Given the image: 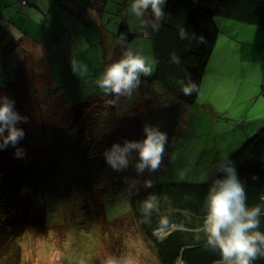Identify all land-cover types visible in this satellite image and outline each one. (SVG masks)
<instances>
[{"label":"rangeland","instance_id":"obj_1","mask_svg":"<svg viewBox=\"0 0 264 264\" xmlns=\"http://www.w3.org/2000/svg\"><path fill=\"white\" fill-rule=\"evenodd\" d=\"M133 3L105 0L99 27L93 24L76 30L77 24H70L71 28L64 30L54 26L62 42H54L52 48V42L45 41L46 58L43 48H31L27 43L14 47L22 36L15 44L1 43L0 106L7 101L20 117L15 124L24 133V143L18 151L28 163L34 162L13 163L23 196L32 203L33 214L41 211L38 216L43 221L17 215L14 225L6 228L11 232L0 229L1 236L7 235L0 240V264H161L146 238L128 221L135 196L149 188L148 182L152 187L214 181L223 174L221 166L233 153L264 127L255 128L264 122V110L261 102H252L262 93L263 73L261 67L245 66L250 55H245L244 39L233 37L237 46L230 52L239 54L242 66L222 71L213 63L197 99L188 102L181 95L182 89L170 91L152 80L157 64L150 36L139 35L128 43L118 41L121 26L131 32L141 26L143 15L137 17L131 11ZM83 11L73 10L80 16ZM90 28L92 33H87ZM39 38L37 34L35 39ZM128 50L155 61L153 73L141 74L139 85L130 94L116 96V114L110 116L112 121L106 118L103 125L91 130L90 145L72 149L69 137L63 136H69L80 123H74L77 120L68 114L83 101H103L109 96L97 80ZM21 59L26 60V67L20 66ZM146 127L166 135L160 167L138 171L139 150L130 149L127 166L114 169L105 154L115 144L142 143ZM101 147L100 160H96L90 150L98 152ZM91 156L94 161H90ZM4 196L1 199L5 200ZM7 216L0 207V222ZM11 256L14 261L9 263Z\"/></svg>","mask_w":264,"mask_h":264},{"label":"trees","instance_id":"obj_2","mask_svg":"<svg viewBox=\"0 0 264 264\" xmlns=\"http://www.w3.org/2000/svg\"><path fill=\"white\" fill-rule=\"evenodd\" d=\"M212 3L213 5L209 0H164L161 5L163 12L161 19H156L149 6L143 12V20L137 31L131 32L128 27L121 26L116 36L120 43H128L139 35L150 36L153 40L157 64L152 80L170 91L195 84L196 89L191 95H185L183 92L181 94L188 102L195 101L200 93L207 65L220 35L216 18L264 25V0H215ZM25 4L27 6V3ZM92 25L93 23L89 22L85 27ZM154 25H158V28ZM49 27L47 26V29ZM94 27L99 26L94 24ZM92 30L90 28L91 33ZM102 36L105 41L104 30ZM16 46L17 44L14 47ZM177 60L179 63L176 62ZM115 98L116 95L110 93L103 101L88 99L71 109L68 117L77 120L74 123L79 122L80 126L72 128L69 136L63 137H69V142L73 144L72 149L86 148L87 143L91 144L93 134L91 130L98 124L103 125L102 122L106 118L112 121L110 116L117 111ZM110 101L112 103H108ZM15 127L17 128L16 124ZM7 135L8 133L0 135V144ZM80 138H89V140L83 142ZM62 140L61 137L59 141ZM22 143H24L23 136L18 138L15 145L9 143L0 148V207L9 217L0 222L3 233L11 232L12 229L6 230V228L14 225L17 215L25 220L43 221L41 216H38L40 210L37 209L35 214L32 213V203L23 196V188L21 189L20 179L16 175V165L13 162L34 163L31 160L28 163L26 157L18 151ZM103 148L101 147L98 152L90 148L89 150L97 160ZM233 154L224 166L229 164L234 166L237 178L245 189L247 207L252 208L257 205L261 207L259 227L250 231L264 233V127ZM92 156L90 161H94ZM37 160L39 161L38 158ZM37 160H35L36 168L39 164ZM29 169L32 168H28L27 171ZM220 176V179H225L227 173L223 172ZM216 181L217 179L203 184L163 183L142 189L135 196L128 221L146 238L161 264H179L181 261L183 264H216L223 259L218 248L213 250L208 246L207 235L200 230L207 215V196ZM12 187L15 190L14 195H12L14 191H11ZM1 196H4L5 200L1 199ZM153 196L158 206L146 217L142 211L143 205ZM146 218L150 222H145ZM162 219L169 221L166 228L169 233L159 236L157 232L161 230ZM21 228H23L22 224ZM4 239H7V235L0 234V240ZM13 261L14 258L11 256L9 263ZM252 264H264V256H259L252 261Z\"/></svg>","mask_w":264,"mask_h":264},{"label":"clouds","instance_id":"obj_3","mask_svg":"<svg viewBox=\"0 0 264 264\" xmlns=\"http://www.w3.org/2000/svg\"><path fill=\"white\" fill-rule=\"evenodd\" d=\"M164 0H134L131 11L137 17L151 6L157 20L161 19L163 12L161 5ZM158 28V25H154ZM179 63V61H176ZM155 61L131 50L124 53V58L113 63L106 69L103 76L97 80V84L105 93H113L116 96L130 94L132 89L140 83V75L149 76L154 71ZM180 83H183L180 81ZM196 89L195 84H189L182 88L185 95H191ZM20 117L12 110V105L5 101L0 106V135L7 129L8 135L3 138L0 148L9 143L15 145L18 138L24 135L23 131L15 127ZM147 133L143 142L127 143L124 147L118 144L113 145L110 152H107V162L115 169L127 166V153L130 149H138L140 163L138 171L145 167L150 170H157L162 163V154L166 142V135L152 128H145ZM19 155V152L17 153ZM221 170L227 173L225 179L217 180L210 188L206 206L207 215L200 229L207 235L208 246L213 250L219 249L222 260L216 264H252L259 256H264V233L250 231L259 227V216L261 207L259 205L249 208L246 204V193L243 184L237 178L234 166L222 165ZM151 187V182L147 183ZM156 198L150 197L144 202L142 211L146 217L156 208ZM145 222H150L147 218ZM159 236L169 233L168 220L162 219ZM165 231V234H161ZM166 231H168L166 233Z\"/></svg>","mask_w":264,"mask_h":264},{"label":"crops","instance_id":"obj_4","mask_svg":"<svg viewBox=\"0 0 264 264\" xmlns=\"http://www.w3.org/2000/svg\"><path fill=\"white\" fill-rule=\"evenodd\" d=\"M104 2L105 0H0V45L2 42L4 43L6 41L9 43H16L18 37L22 36L17 46L25 47L24 45L27 43L31 48L32 46H35L36 49L43 48V56L45 57L47 48L44 45L45 41L50 40L52 42V48L54 42H58L59 44L62 42L61 38L58 39V29L54 26L59 25L62 26V29L68 30L71 26L77 24L75 27L77 30L82 27L83 29H88L85 28V26L89 22L101 24L103 22ZM212 2H214V0L211 1V5H213ZM25 3H27V6H25ZM76 9L80 11L84 10L81 13L82 16L73 12V10ZM216 22L220 28V35L207 65L204 77L213 63L216 64L217 69L222 71H230L229 66L241 65L237 59L239 54L231 55L230 52L232 49H236L237 46L234 43L233 37L236 36L237 39H244V43L246 44L244 48L245 55L248 54V52L250 55V57H246L245 66L253 69H259L261 67L263 73L262 93L252 102L255 105L256 101L261 102V106L263 107L262 110H264V25L236 24L237 22L226 20L221 17H217ZM48 25L50 26L49 29H47ZM67 25L69 27H66ZM29 27L31 31L28 29ZM87 31H89L87 33H91L90 29ZM37 34H39L41 38L35 39ZM68 55L70 56V54ZM243 55L244 52L240 54V57ZM10 56L12 55H9V57ZM215 57L216 59L214 60ZM16 58L18 60V56H16ZM107 58L108 55L105 53L106 61ZM18 62L21 67H26L25 59H21V61ZM73 65H77L75 61ZM224 79L223 76L222 80ZM262 124H264V122L257 124V127H255L256 130L260 128ZM252 125L254 132V124ZM220 177L221 176L216 179L218 180Z\"/></svg>","mask_w":264,"mask_h":264},{"label":"water","instance_id":"obj_5","mask_svg":"<svg viewBox=\"0 0 264 264\" xmlns=\"http://www.w3.org/2000/svg\"><path fill=\"white\" fill-rule=\"evenodd\" d=\"M174 228V227H173ZM168 231H166V233H167ZM161 234H165V231H161Z\"/></svg>","mask_w":264,"mask_h":264},{"label":"built area","instance_id":"obj_6","mask_svg":"<svg viewBox=\"0 0 264 264\" xmlns=\"http://www.w3.org/2000/svg\"><path fill=\"white\" fill-rule=\"evenodd\" d=\"M179 264H183V262L181 261Z\"/></svg>","mask_w":264,"mask_h":264}]
</instances>
